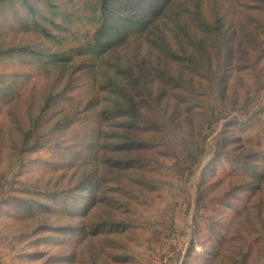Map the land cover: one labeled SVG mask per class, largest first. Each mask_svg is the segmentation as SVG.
<instances>
[{
	"label": "rangeland",
	"instance_id": "1",
	"mask_svg": "<svg viewBox=\"0 0 264 264\" xmlns=\"http://www.w3.org/2000/svg\"><path fill=\"white\" fill-rule=\"evenodd\" d=\"M137 1L97 56L0 0V264H264V0Z\"/></svg>",
	"mask_w": 264,
	"mask_h": 264
},
{
	"label": "trees",
	"instance_id": "2",
	"mask_svg": "<svg viewBox=\"0 0 264 264\" xmlns=\"http://www.w3.org/2000/svg\"><path fill=\"white\" fill-rule=\"evenodd\" d=\"M27 2L26 8L31 9L34 12V18L32 19L34 31L41 32L42 37L49 39L51 42H64L77 43L75 51L77 53H90L93 55H101L108 47L109 37L112 33H120V23L124 20H128L130 17H124L126 8L132 7L129 0H80L77 3L75 9L72 10L69 6L68 13L65 20L68 24H73L76 27V32L71 28H61L62 23L58 21V15H61L60 8L63 5H68L70 1L67 0H43L44 5L42 7H36L31 0H25ZM169 0H138L137 4L142 6L145 10V14L148 16L143 17L140 23V29L145 30L158 14L167 5ZM134 15H137L135 13ZM56 27V28H55ZM57 32H56V31ZM64 30V31H60ZM196 60L193 62V65ZM204 70V69H203ZM172 78H168L171 81ZM176 80V79H175ZM177 85L185 82L184 80H176ZM112 114H116L117 117L122 116L123 111H114ZM264 157L263 154H261ZM218 157H223L225 160L229 159V154L219 153ZM129 164V163H128ZM250 164V163H249ZM126 166H129L125 164ZM122 161L117 162V166H125ZM254 165H246L245 170H240L249 174L252 177H262L263 173L257 171Z\"/></svg>",
	"mask_w": 264,
	"mask_h": 264
}]
</instances>
